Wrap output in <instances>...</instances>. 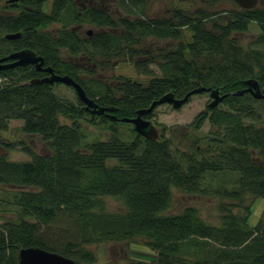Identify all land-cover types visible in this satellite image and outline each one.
<instances>
[{"label":"trees","instance_id":"obj_1","mask_svg":"<svg viewBox=\"0 0 264 264\" xmlns=\"http://www.w3.org/2000/svg\"><path fill=\"white\" fill-rule=\"evenodd\" d=\"M48 1L0 0V57L32 49L46 67L81 83L100 106L118 109L113 112L116 118L91 114L80 100H66L47 84L29 83L41 74L34 65L0 72L8 78L0 84V130H7L13 119L22 120L26 134L41 135L48 145L47 152H32L26 161L0 155V185L12 191L4 205L17 219L0 217V264H19L20 250L31 246L94 264L97 255L91 245L139 237L155 252L154 259L108 264H264V219L249 224L253 200L264 198V99L245 92L229 94L215 108L208 103L190 124L199 130L209 121L205 146L177 148L179 159L170 137L146 138L133 128L135 136L127 140L115 127L121 118L135 117L170 91L182 98L204 85L226 94L245 88L249 78H256L264 89V6L247 9L236 4L226 13L200 9L197 17L177 9L171 17L150 18L139 10L138 0H117L121 15L116 18L102 1L79 11L73 0H53L50 12L45 9ZM66 17L98 29L82 36L66 29ZM57 22L65 29L45 30ZM252 22L261 31L254 40L257 46L245 49L235 36ZM185 26L193 33L191 42L180 41L170 49L140 48L148 37L176 41ZM16 32H21L19 38H5ZM61 49L68 51L69 61L61 58ZM80 53L97 60L101 68L115 60L129 61L141 74L153 75L150 64H156L160 74L146 83L126 77L117 78L114 85L86 80L81 74L93 69L80 68L72 60ZM60 114L70 117L71 124L61 123ZM82 115L110 123L114 135L85 141ZM4 146L14 148L11 142ZM112 159L120 165H112ZM174 188L238 202L245 212L222 206L218 222L206 220L192 205L172 214ZM106 196L120 199L124 209L109 210Z\"/></svg>","mask_w":264,"mask_h":264},{"label":"rangeland","instance_id":"obj_2","mask_svg":"<svg viewBox=\"0 0 264 264\" xmlns=\"http://www.w3.org/2000/svg\"><path fill=\"white\" fill-rule=\"evenodd\" d=\"M53 0H49L45 9L50 12ZM102 1V6L109 8L110 13L119 18L121 15L120 5L117 0H98L99 4ZM86 4V0H79L78 2ZM98 4V6H99ZM139 10L143 9L146 11L147 17L158 18V17H171L177 9H181L182 12H188L197 14L200 9H209L212 12H225L233 11L236 9V3L233 0H138ZM82 5V4H80ZM79 5V6H80ZM259 5L264 6V0H260ZM79 6L77 7L79 10ZM226 13V12H225ZM226 15V14H225ZM221 14L214 16V20H218ZM64 23L67 24L66 29H77L79 34L82 36H88L87 32L92 31V34L97 31L98 28L87 23L74 22L71 17H66ZM64 23H52L46 31L49 32H60L65 29ZM210 21L206 24L207 27H211ZM259 25L256 22H252L247 31H243L235 36V39L245 48L256 47L254 43L257 35L260 33ZM184 35L176 41L170 39L167 40H156L152 37L142 39L140 41V48L159 50L162 48L175 47L181 42H191L192 31L187 27H183ZM61 58L70 60V55L65 49L59 50ZM75 60L80 68L93 69V73L90 71H83L81 77L84 79H93L98 83L105 82L113 84L117 78L126 77L133 80H138L146 83L153 75H159L160 70L158 65L150 64L152 74H141L135 64L129 61H118L115 60L110 63L109 67L101 68L97 60H93L88 55L80 53L76 56ZM75 57V58H76ZM66 60V59H65ZM5 79L2 77L0 83L4 82ZM115 84V83H114ZM113 84V85H114ZM56 94L65 98L66 100L77 103L78 96L76 91L62 83L54 86ZM211 101L209 93H199L192 96L187 104L179 109H175L170 104H162L155 108L152 120L157 126L160 134H164L167 138L172 139L171 149L174 155L179 159L178 150H191L193 144H198V148L205 146L204 134L209 132L211 124L209 121L204 122L203 126L196 130L195 126H192L196 116L207 108L208 103ZM259 107V105H258ZM97 115V114H95ZM99 116V115H98ZM61 123L71 124L72 119L70 117L59 115ZM83 126L85 127L86 140L85 141H96V140H109L114 135V130L110 123L103 121L101 118H93L90 115H82L80 119ZM92 121L94 123H92ZM7 130H0V143L7 144L12 143L14 148L7 150L5 156L7 159L14 161H26L30 160L34 155L45 153L48 151V145L45 143L41 135H28L23 131V121L13 119L9 123ZM118 130V135L124 139L131 140L134 138L133 133L134 125L131 122H120L115 125ZM28 150H25V149ZM112 165H120L116 159L110 160ZM0 217L9 216L13 220L16 219V213L7 208L4 204L3 199L10 200L12 198L11 188L0 185ZM174 201L170 213H179L184 207L188 205L196 206L203 217L210 222H218L220 214V207L226 206L235 213H243L245 209L243 205H238V202L231 201L228 199H220L214 196H202V195H188L179 192L178 189H173ZM106 207L111 211H121L124 209L123 202L112 196H106L104 198ZM251 198L247 200V205L250 204ZM7 211H9L7 213ZM261 219H264V198L257 197L253 200L251 205V213L249 216V224L251 226L257 225ZM2 219L0 218V223ZM90 248L96 253L97 261L94 264H108L112 261L126 262L128 260H151L154 259L156 254L149 247L146 246L145 240L142 238H134L128 241L114 242L110 241L107 243L94 244Z\"/></svg>","mask_w":264,"mask_h":264},{"label":"water","instance_id":"obj_3","mask_svg":"<svg viewBox=\"0 0 264 264\" xmlns=\"http://www.w3.org/2000/svg\"><path fill=\"white\" fill-rule=\"evenodd\" d=\"M10 3H16L21 0H8ZM240 7L251 9L254 8L259 0H234ZM91 34V31L89 32ZM21 36V32L9 33L5 35V38L9 40L17 39ZM34 64L37 70L45 71L49 73L48 76L41 79H34L31 83H63L67 86H71L76 91L78 99L83 103V109L91 114L97 115H110L112 118H116L113 112L117 111V107L114 106H100L95 99L88 96L86 90L68 74H58L52 67H44V59L38 56L37 53L32 49H21L13 51L5 56L0 57V72L15 68L17 66H27ZM245 88L231 93L221 94L220 89L207 87L200 85L184 97L179 98L174 92H167L159 99L154 100L148 108L138 110L135 117H123L121 118L124 122H131L134 125L136 132L146 138L157 139L160 136L157 126L153 120L146 117L149 113H152L154 109L162 104H170L175 109L181 108L190 98L198 93L207 92L210 94L211 101L209 106L211 108L217 107L225 97L229 94L241 95L245 92H249L256 99H264V89L261 87L259 81L256 78H249L244 80ZM6 150L0 145V155H4ZM19 264H82L74 258L67 257L58 252L50 251L38 246H31L22 248L19 252Z\"/></svg>","mask_w":264,"mask_h":264},{"label":"flooded vegetation","instance_id":"obj_4","mask_svg":"<svg viewBox=\"0 0 264 264\" xmlns=\"http://www.w3.org/2000/svg\"><path fill=\"white\" fill-rule=\"evenodd\" d=\"M73 2L74 3H76V4H78V6L80 5V4H82V5H80L79 6V11H81L82 9H86L87 7H90V6H98V4H99V2H98V0H86V4H83V3H78L79 2V0H73ZM260 2V1H259ZM259 5V4H258ZM77 29H79V28H74V30H77ZM87 34H89V32H87ZM91 35V34H90ZM67 51V50H66ZM68 52V51H67ZM66 60L68 59V58H65ZM64 59V60H65ZM77 59V57L76 58H73L72 60L73 61H75ZM76 62V61H75ZM76 64H78L77 62H76ZM30 65H34V64H30ZM28 66V65H27ZM35 66V65H34ZM44 67H46L45 66V64L43 65ZM78 66L79 67H81V65H79L78 64ZM17 67H20V66H17ZM36 67V66H35ZM38 72H40L41 74H40V77H38V78H35V79H41V78H44V77H46V76H48L49 75V73H47V72H45V71H41V70H38ZM57 73V72H56ZM59 74V73H58ZM34 80V79H33ZM32 80V81H33ZM32 81H30L29 83H31ZM32 84H34V83H32ZM40 84H47V85H49L51 88H53L54 89V86L55 85H57V84H60V83H55V84H48V83H40ZM0 145H1V143H0Z\"/></svg>","mask_w":264,"mask_h":264}]
</instances>
